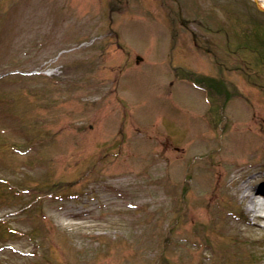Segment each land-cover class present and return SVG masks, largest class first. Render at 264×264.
Returning <instances> with one entry per match:
<instances>
[{"label": "rangeland", "instance_id": "rangeland-1", "mask_svg": "<svg viewBox=\"0 0 264 264\" xmlns=\"http://www.w3.org/2000/svg\"><path fill=\"white\" fill-rule=\"evenodd\" d=\"M259 11L0 0V264H264Z\"/></svg>", "mask_w": 264, "mask_h": 264}, {"label": "trees", "instance_id": "trees-1", "mask_svg": "<svg viewBox=\"0 0 264 264\" xmlns=\"http://www.w3.org/2000/svg\"><path fill=\"white\" fill-rule=\"evenodd\" d=\"M247 1H249V0H247ZM259 12L262 13L261 16L264 17V12L263 11H259ZM261 16H259V17H261ZM251 19H255V21H257V22H255L256 27H254V29H250L249 31H250V33L253 32V34L254 33L256 34L255 37L257 38L258 45H250L248 42L244 41V42L237 43L234 48H231L232 43L228 40L227 41V47H228V51H229L228 55H230L231 53L238 54L240 51H244V50H251V51H254L255 53L258 54V57H260L259 59L264 64V20H262L261 18H254V17H252ZM243 31H246V30H243ZM207 51H210V50L207 49ZM241 58H243V57L241 56ZM217 62L219 65H221L220 60H217ZM245 65H246V67L249 66V64L247 62H245ZM186 72H188V76H190L191 80L194 82H196V81L198 82L200 80L199 81L200 83H205V84L209 83V82H207L206 78H202V77L199 78L198 75H196V74L193 75L192 71H190V72L186 71ZM183 76L185 77V75H183ZM213 88H214V90L216 89L218 91H216V90L214 91ZM210 90L213 92L221 93V90L214 85H210ZM212 122H213V120H212ZM213 123H214V125H217V123H215V122H213ZM1 182H3V181H1ZM4 183H6L7 187L11 188L10 191L17 192V189H14L12 184L11 183L9 184L7 180H5ZM41 191H45V190H41ZM47 191H50V190H47ZM8 229L11 230L12 227L8 226ZM13 230L17 231V229H13Z\"/></svg>", "mask_w": 264, "mask_h": 264}, {"label": "bare ground", "instance_id": "bare-ground-1", "mask_svg": "<svg viewBox=\"0 0 264 264\" xmlns=\"http://www.w3.org/2000/svg\"><path fill=\"white\" fill-rule=\"evenodd\" d=\"M264 5V0H259ZM244 197L250 199L253 203V206L250 208V211H257L258 197L261 195L264 196V181L260 178L254 176L248 183V186L244 188ZM264 209V207H262ZM260 220H264V214H258ZM259 225V222H256Z\"/></svg>", "mask_w": 264, "mask_h": 264}, {"label": "water", "instance_id": "water-1", "mask_svg": "<svg viewBox=\"0 0 264 264\" xmlns=\"http://www.w3.org/2000/svg\"><path fill=\"white\" fill-rule=\"evenodd\" d=\"M259 7H261V8H263L264 7V5L261 3V2H259V0H253ZM137 58L138 59H140L141 57L140 56H137Z\"/></svg>", "mask_w": 264, "mask_h": 264}]
</instances>
